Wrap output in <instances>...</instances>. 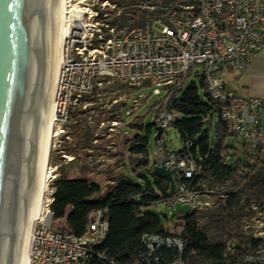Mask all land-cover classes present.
Returning a JSON list of instances; mask_svg holds the SVG:
<instances>
[{
	"label": "built area",
	"instance_id": "obj_1",
	"mask_svg": "<svg viewBox=\"0 0 264 264\" xmlns=\"http://www.w3.org/2000/svg\"><path fill=\"white\" fill-rule=\"evenodd\" d=\"M89 20L75 30L65 56L58 97L61 121L68 119L69 106L77 107L94 95L101 79L118 80L129 87H164L168 95L156 109L155 122L163 129L156 143L158 164L165 161L176 181V193L168 203L189 206L190 212L212 208L215 201L206 197L216 193L187 183L201 172L190 153L192 145L177 152L166 146L165 135L176 118L168 101L184 89L190 74L199 75L196 69L202 66L206 92L221 109L225 134L246 145L250 153L264 149L263 101L236 96L227 90L229 79L223 76L245 71L264 50V0H191L145 27H111L99 20L97 11ZM139 102L135 99L134 107ZM222 157L229 160L226 154ZM53 194L48 203L49 220L41 221L35 230L30 264H94L95 260L123 264L98 249L109 233L106 210L93 212L85 234L76 236L68 227L53 226ZM251 213L242 226L250 241V254L236 264H264V210L253 203ZM143 243L146 251L135 264H185L181 258L162 263L157 254L163 248L181 252L184 241L180 235L146 236ZM236 245L231 241L229 251Z\"/></svg>",
	"mask_w": 264,
	"mask_h": 264
},
{
	"label": "trees",
	"instance_id": "obj_2",
	"mask_svg": "<svg viewBox=\"0 0 264 264\" xmlns=\"http://www.w3.org/2000/svg\"><path fill=\"white\" fill-rule=\"evenodd\" d=\"M102 6L110 3L116 6L107 17L99 7V20L111 27H145L163 19L181 4L191 0H93ZM147 3L148 9H143ZM152 9V10H150ZM86 102V101H85ZM169 110L176 115L174 128L179 132L183 149L191 144L190 153L201 172L197 178L187 180L194 189L217 191L215 205L207 210L177 216L183 222L180 234L184 248H163L158 252L162 263H172L181 258L185 264H236L250 254L249 238L244 234L243 221L252 216L253 203L264 210V161L259 150L250 153L247 146L230 144L224 132L220 107L206 92L204 80L200 86L191 84L186 90L176 92L168 101ZM218 115L215 134L212 122ZM210 125V127H209ZM136 134L129 140V162L138 179L122 176L116 180L112 192L102 196V187L84 179H70L61 176L52 188L54 190L51 210L55 220H64L76 235L86 232L88 217L97 210H106L109 233L98 248L123 264H135L146 249V236H177L166 228L160 215L151 207L171 201L170 184L152 173L148 135L143 136L142 125H129ZM81 149L91 144V132ZM229 157L227 162L222 157ZM145 170V172H142ZM215 195V194H214ZM224 197H221V196ZM235 241L238 247L229 251V243ZM94 264H99L98 260Z\"/></svg>",
	"mask_w": 264,
	"mask_h": 264
},
{
	"label": "water",
	"instance_id": "obj_3",
	"mask_svg": "<svg viewBox=\"0 0 264 264\" xmlns=\"http://www.w3.org/2000/svg\"><path fill=\"white\" fill-rule=\"evenodd\" d=\"M65 13L66 0H0V264H29L50 148ZM153 126L157 143L163 129L155 121ZM152 173L170 184L174 196L176 181L165 161ZM165 204L174 218L191 213L189 206Z\"/></svg>",
	"mask_w": 264,
	"mask_h": 264
},
{
	"label": "rangeland",
	"instance_id": "obj_4",
	"mask_svg": "<svg viewBox=\"0 0 264 264\" xmlns=\"http://www.w3.org/2000/svg\"><path fill=\"white\" fill-rule=\"evenodd\" d=\"M152 1V0H150ZM69 6L81 8L86 11L82 23L89 22V18L95 13V7H99L109 15L110 11H115L116 6L105 3L99 6L93 0H69ZM109 9V10H107ZM143 9H148V4L143 5ZM152 10V9H150ZM199 75H189L185 87L186 90L191 84L200 86L202 80L203 67L198 66ZM100 86L94 90V95L86 102L77 107H68V119H62L58 125V136L53 140V149L50 159V170L52 177L49 180L50 197L54 192L52 185L61 176L70 179H84L90 183L99 184L102 187V196L111 192L116 185V180L126 175L133 179H138L139 172L134 173L129 162L128 144L136 132L129 126L142 125L140 131L143 136L148 135V128L155 121L154 109H157L160 102L166 99L167 91L164 87L146 85L144 87H129L118 80L101 79ZM140 100V104L134 107V100ZM126 104V105H125ZM218 115L214 116L211 124L212 134H215ZM88 127L91 132V144L87 149H81L87 136ZM210 127V125H209ZM62 129V130H61ZM64 131V133H63ZM155 128L152 126V134L149 142L150 158H159L157 144L154 141ZM166 146L172 151H180L183 142L179 132L173 127L166 133ZM230 144L240 146L237 142L228 138ZM157 155V156H156ZM152 164H158L151 162ZM54 170V171H53ZM145 172V170H142ZM218 190L215 191L217 193ZM217 195L206 197V200L215 201ZM151 211L161 216L166 228L176 235L183 231V222L171 216L170 209L165 203L155 204ZM55 228H67L64 220H53Z\"/></svg>",
	"mask_w": 264,
	"mask_h": 264
},
{
	"label": "bare ground",
	"instance_id": "obj_5",
	"mask_svg": "<svg viewBox=\"0 0 264 264\" xmlns=\"http://www.w3.org/2000/svg\"><path fill=\"white\" fill-rule=\"evenodd\" d=\"M71 1V0H70ZM86 13L85 10L74 8L73 6H69V0H66V13H65V29H64V40H63V52H62V62L60 63V74L58 78V84L54 99V114H53V124H52V132H51V141H50V148H49V154H48V160L46 165V172H45V179H44V186L43 191L41 195V202H40V208H39V214L38 218L33 221L32 230H31V237H30V244H29V251L28 255L30 257L29 264L31 263V253H32V245H33V238L35 234V230L37 225L43 221V220H49V213H48V203L50 201L49 196L47 193L49 192V180L52 177V171L50 170V159L53 149V140L55 137H57L60 133V131L57 132V127L59 123L61 122L60 117V106H59V91L61 86V79L64 69V61L65 56L68 52V46L71 43L73 39V35L75 30L81 29V22L83 20L84 14ZM60 129V128H59ZM58 129V130H59ZM62 130V129H61ZM64 133V131H63ZM54 171V170H53Z\"/></svg>",
	"mask_w": 264,
	"mask_h": 264
},
{
	"label": "crops",
	"instance_id": "obj_6",
	"mask_svg": "<svg viewBox=\"0 0 264 264\" xmlns=\"http://www.w3.org/2000/svg\"><path fill=\"white\" fill-rule=\"evenodd\" d=\"M223 76L229 79L228 91L241 98L258 97L264 104V50L258 54L245 71L241 73H223ZM155 111L156 109L153 110V112ZM261 130L264 131V105L261 116ZM260 155L264 161V149H262ZM157 159L158 157L154 160L151 159V162H156Z\"/></svg>",
	"mask_w": 264,
	"mask_h": 264
}]
</instances>
